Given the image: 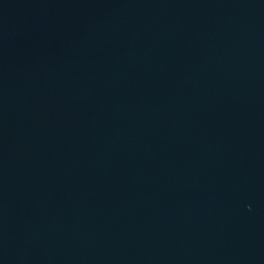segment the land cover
Listing matches in <instances>:
<instances>
[{"label":"water","instance_id":"95a60500","mask_svg":"<svg viewBox=\"0 0 264 264\" xmlns=\"http://www.w3.org/2000/svg\"><path fill=\"white\" fill-rule=\"evenodd\" d=\"M0 264H264V0H0Z\"/></svg>","mask_w":264,"mask_h":264}]
</instances>
